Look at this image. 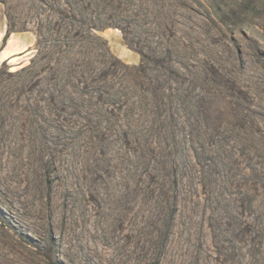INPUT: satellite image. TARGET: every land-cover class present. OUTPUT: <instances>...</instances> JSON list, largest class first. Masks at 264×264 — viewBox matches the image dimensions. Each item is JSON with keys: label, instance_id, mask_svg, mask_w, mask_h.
<instances>
[{"label": "rangeland", "instance_id": "rangeland-1", "mask_svg": "<svg viewBox=\"0 0 264 264\" xmlns=\"http://www.w3.org/2000/svg\"><path fill=\"white\" fill-rule=\"evenodd\" d=\"M0 264H264V0H0Z\"/></svg>", "mask_w": 264, "mask_h": 264}, {"label": "bare ground", "instance_id": "bare-ground-1", "mask_svg": "<svg viewBox=\"0 0 264 264\" xmlns=\"http://www.w3.org/2000/svg\"><path fill=\"white\" fill-rule=\"evenodd\" d=\"M10 51H12V49L9 50L8 53H9ZM17 57H18V56L14 55V54H11V55L8 57V58H9L8 60H11L12 62L17 63V62L15 61V60L17 59ZM12 62H11V63H12Z\"/></svg>", "mask_w": 264, "mask_h": 264}, {"label": "trees", "instance_id": "trees-1", "mask_svg": "<svg viewBox=\"0 0 264 264\" xmlns=\"http://www.w3.org/2000/svg\"><path fill=\"white\" fill-rule=\"evenodd\" d=\"M7 36H8V35L6 34L5 39L7 38Z\"/></svg>", "mask_w": 264, "mask_h": 264}]
</instances>
